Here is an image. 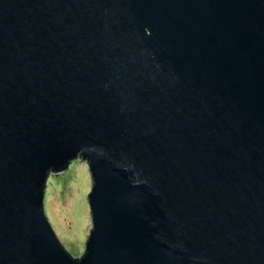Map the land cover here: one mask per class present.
<instances>
[{
    "label": "water",
    "instance_id": "1",
    "mask_svg": "<svg viewBox=\"0 0 264 264\" xmlns=\"http://www.w3.org/2000/svg\"><path fill=\"white\" fill-rule=\"evenodd\" d=\"M0 264H264V0H0Z\"/></svg>",
    "mask_w": 264,
    "mask_h": 264
},
{
    "label": "rangeland",
    "instance_id": "2",
    "mask_svg": "<svg viewBox=\"0 0 264 264\" xmlns=\"http://www.w3.org/2000/svg\"><path fill=\"white\" fill-rule=\"evenodd\" d=\"M89 167L85 160H72L60 172L49 174L46 198L51 217L74 249L87 240Z\"/></svg>",
    "mask_w": 264,
    "mask_h": 264
}]
</instances>
